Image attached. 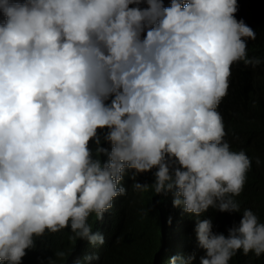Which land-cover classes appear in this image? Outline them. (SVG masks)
<instances>
[{"label": "clouds", "instance_id": "obj_1", "mask_svg": "<svg viewBox=\"0 0 264 264\" xmlns=\"http://www.w3.org/2000/svg\"><path fill=\"white\" fill-rule=\"evenodd\" d=\"M237 11V0H0V264L65 228L103 245L89 217L126 195V176L129 191L171 195L168 218L185 229L182 213L195 218L200 264L264 253L259 211L241 210L226 235L200 219L240 211L252 166L217 111L231 66L261 64Z\"/></svg>", "mask_w": 264, "mask_h": 264}, {"label": "trees", "instance_id": "obj_2", "mask_svg": "<svg viewBox=\"0 0 264 264\" xmlns=\"http://www.w3.org/2000/svg\"><path fill=\"white\" fill-rule=\"evenodd\" d=\"M169 3L170 0H164L165 7ZM235 15L254 30L256 39L247 41V54L248 58H259L261 64L252 67L245 66L242 61L234 63L228 94L217 108L223 117L224 139L232 150L243 149L252 160L243 191L233 197L239 203L240 211L219 212L209 208L200 217L210 219L213 231L225 235L241 210L259 211L261 223H264V0H244L242 5L238 4ZM250 141L255 150L251 149ZM90 146L95 149V144ZM102 146L109 147L106 143ZM154 171L148 174L152 183ZM141 175H137L136 180ZM129 177L122 181L126 195L113 200V207L104 213L103 220L98 221L95 214L89 217L92 230L103 234V245L91 246L86 240L73 239L70 228L56 233L45 232L34 238L36 246L27 250L22 264H77V261L80 264H170L173 256L189 255L194 257L191 264H200L205 251L197 244L195 218L182 213L183 221L189 225L185 229L176 220L168 218L173 212L171 195H156L152 187L143 192L129 191L133 183ZM93 253L99 254L98 260L84 261V256ZM229 264H264V253L257 257L252 252L244 255L238 251Z\"/></svg>", "mask_w": 264, "mask_h": 264}, {"label": "rangeland", "instance_id": "obj_3", "mask_svg": "<svg viewBox=\"0 0 264 264\" xmlns=\"http://www.w3.org/2000/svg\"><path fill=\"white\" fill-rule=\"evenodd\" d=\"M242 2H244V0H237V4H239V5H242ZM263 1H261V3H262Z\"/></svg>", "mask_w": 264, "mask_h": 264}]
</instances>
